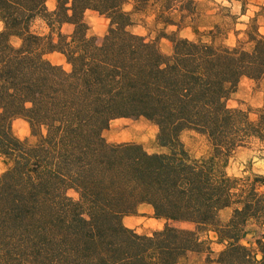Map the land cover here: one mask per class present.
<instances>
[{
  "label": "trees",
  "instance_id": "trees-1",
  "mask_svg": "<svg viewBox=\"0 0 264 264\" xmlns=\"http://www.w3.org/2000/svg\"><path fill=\"white\" fill-rule=\"evenodd\" d=\"M237 1L244 14L246 0ZM124 4L54 0L49 9L46 0H0V264H190L199 254L204 264H264V176L225 172L238 148L264 144V110L252 120L227 107L241 79H264L256 19L243 30L247 40L235 32L233 48L217 43L226 23L199 30L194 0H132L129 12ZM87 11L109 18L100 39L89 33ZM149 11L164 25L153 40L130 31L133 15ZM37 20L46 33L32 30ZM188 26L194 42L179 37ZM51 53L64 64L50 62ZM118 118L152 123L158 150L109 143L104 132ZM185 131L205 139L207 154H189ZM140 205L164 222L161 230L140 235L124 225ZM212 243L223 247L214 253Z\"/></svg>",
  "mask_w": 264,
  "mask_h": 264
},
{
  "label": "rangeland",
  "instance_id": "rangeland-1",
  "mask_svg": "<svg viewBox=\"0 0 264 264\" xmlns=\"http://www.w3.org/2000/svg\"><path fill=\"white\" fill-rule=\"evenodd\" d=\"M194 1L197 5V14H198L197 26L199 30L202 27L205 30L210 29L215 24H220L221 26H224L225 25L224 23H226L227 25L225 28L227 34L226 39L228 38V33L230 31L232 32V35L235 37H236L235 32L241 31V29H237L235 26L237 23L241 22L239 20V16H243L247 14L249 0H246L244 14H241V8H240L239 15L233 14L231 8L228 6H222L216 4V0H194ZM129 3L132 4V0H125L124 5ZM228 3L230 5L232 3V0H229ZM47 6L49 8L48 3ZM254 7H259L260 9V11L255 12L254 15L251 17L256 19L259 29L260 25L258 23V20L260 16L264 15V5H261L259 3V0H256ZM53 8L54 6L51 9ZM150 14H154V12L149 11L145 14L133 15L130 31L148 40L156 39L158 32L160 31L161 28L157 27L159 23H156L155 20H153L151 24L148 22L147 16ZM228 16H233L236 19H231L230 21V17ZM216 18H219L218 21ZM85 21L88 24L89 33L95 36L97 39H100L102 37L103 33L105 32L109 24V18L106 15L99 14L93 11L86 12ZM137 27L143 29V34L134 31ZM187 28H191V27L188 26ZM32 30L39 33L47 32V29L45 28V25L41 20H37L33 24ZM70 31H71L70 26H64L62 28L63 34H68L70 33ZM239 35L240 33L238 34V37ZM162 40L163 39L159 41L160 46ZM47 58L53 64H58V65L64 64V57L59 53H51L47 55ZM262 92H264V79L260 82H255L253 80L243 78L239 82L236 92L230 97L229 101L227 102V105L229 103H233L237 105L234 108H239L244 111L250 112V117H251L252 115H255V113L258 110L261 109L264 110V96L260 95ZM15 127L17 129V132H19L21 135L26 134L27 130L24 123L18 122L16 123ZM156 133H157L156 127L152 123L142 118L139 119L118 118L110 122L108 128L104 132V136L109 143H113V144L134 143V144H138L145 152L152 153L158 150L155 142ZM193 133L195 132L185 131L181 134L180 139L190 155L197 158V154L199 152H203V154L199 156L202 157L208 152V144L202 136ZM205 145L207 146L206 151L204 150ZM263 149L264 147H261L255 141H251L246 146L242 148H238L232 154V156L229 158L227 162V165L225 167L226 174L228 175L230 170H234L240 172L241 175L240 176L233 175L230 177H235V178L247 177L252 174L259 175V171H264V170L256 169L255 161L264 160V155H262L264 154ZM248 153H253L254 157L252 155H248ZM241 156L244 157L243 160L240 159ZM0 165H2V167L5 169V166L2 164L1 160H0ZM240 165H243V167H240ZM245 173H248L249 175H245ZM69 195L73 197L75 196L71 191L69 192ZM229 215H230V211L226 210L220 214V218L222 221H224L229 217ZM123 223L126 227L132 229L134 232L140 235H151L152 233L161 230L164 226L163 221L157 220L153 217L152 210L147 205H140L137 208L135 214L127 216L123 219ZM174 225L181 228H191V226L187 224L176 223ZM206 234L210 239L214 240L212 233H206ZM206 234L202 235V239H206ZM210 246L214 253H217L223 247L222 245H218L216 243H212ZM204 257H205L204 254L194 255L190 258L189 263L204 264L203 263Z\"/></svg>",
  "mask_w": 264,
  "mask_h": 264
},
{
  "label": "clouds",
  "instance_id": "clouds-1",
  "mask_svg": "<svg viewBox=\"0 0 264 264\" xmlns=\"http://www.w3.org/2000/svg\"><path fill=\"white\" fill-rule=\"evenodd\" d=\"M46 3H48L50 9L54 6V0H46ZM255 3H256V0H249L247 14L246 15H243V16H239V20L241 22L240 23H237L236 26H235L237 29H241L240 35L238 37L241 40H247L248 39V37L244 34L243 29H245V28L248 27V21L254 15V13L260 11L259 7H254V4ZM259 3L261 5H264V0H259ZM216 4L230 7L233 14L239 15V13H240L241 5H240L239 2H237V0H232V3L230 5L228 3V0H216ZM157 8H159V5H157ZM123 10L126 11V12L131 11L132 10V4L129 3V4L124 5V9ZM166 15H167V13H166ZM173 15H175V18L176 19H179L178 14L173 13ZM154 18H155V14H150V15L147 16V20H148V22L150 24L154 20ZM216 19L218 21L219 18H216ZM258 23L260 25V27H259L260 35L261 36H264V15H262V16L259 17ZM157 27L164 28V25L161 23V24L157 25ZM209 27H210V25H209ZM3 30H4L3 22L0 21V31H3ZM166 30L168 32L176 31L175 26H169ZM200 30L201 31H204L205 29L202 27ZM134 31L139 32L140 34H143V29L142 28L137 27ZM179 37L181 39H185L186 38L187 40L193 41V42L196 39L195 36L192 34L190 28L183 29L179 33ZM257 38L259 39L260 37H257ZM236 39H237V37L233 36L232 35V32L230 31L228 33V38L226 40H223V41H219L218 40L217 43L223 42V43L227 44L228 46L234 48V47H237L238 46L236 44ZM11 42L13 43L14 47H19L20 44H21V41L18 38H13ZM204 42L205 43H209L210 40L207 39V38H205ZM169 45H170V41H168L166 39L162 40L161 47H162L163 51L166 52V53L171 54V48L169 47ZM251 47H252L251 45H247L246 48H245V50L250 51L251 50ZM260 95L261 96H264V92H262ZM236 106L237 105H235L233 103H229L227 105V107H229V108H234ZM241 107H243V106H241ZM250 118L252 120H255L257 117L255 115H252ZM193 134H195V133H193ZM201 139H203V138H201ZM260 146L261 147H264V144H261ZM204 150L205 151L207 150V146L206 145L204 146ZM202 154H203V152H199L197 154V158H199V156L202 155ZM248 155H252L254 157V154L253 153H248ZM262 155H264V154H262ZM240 159L243 160L244 157L241 156ZM255 164H256V169L264 170V160H256L255 161ZM240 167H243V165H240ZM5 170L6 169H4L2 167V165H0V172L5 171ZM228 175L229 176H233V175L240 176L241 173L238 172V171L230 170L229 173H228ZM245 175H249V174L248 173H245ZM259 175L264 176V171H259ZM230 191H233V192L239 191V187L238 188L231 189ZM257 191L260 192V193H264V186H258ZM261 258H262L261 255L257 254L256 259L257 260H260Z\"/></svg>",
  "mask_w": 264,
  "mask_h": 264
}]
</instances>
